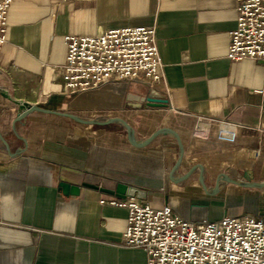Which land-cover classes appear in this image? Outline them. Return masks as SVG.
Here are the masks:
<instances>
[{
  "label": "crops",
  "instance_id": "obj_1",
  "mask_svg": "<svg viewBox=\"0 0 264 264\" xmlns=\"http://www.w3.org/2000/svg\"><path fill=\"white\" fill-rule=\"evenodd\" d=\"M236 2L12 0L0 86L13 98L83 119L120 117L137 141L169 127L184 153L171 170L180 148L169 132L135 146L118 122L89 125L56 112L23 113L0 92V264H147L142 248L122 242L127 208L108 203L129 197L82 186L78 195L63 194L60 182L79 185L86 173L137 187L140 201L168 205L193 225L224 215L264 218V184L235 185L222 176L264 183V62L226 56ZM126 26L154 29L162 78L67 89L64 37ZM150 94L167 103L140 100ZM199 118L213 121L205 137L193 133ZM220 121L234 126V143L216 139ZM252 146L262 151L256 162L245 158Z\"/></svg>",
  "mask_w": 264,
  "mask_h": 264
},
{
  "label": "built area",
  "instance_id": "obj_2",
  "mask_svg": "<svg viewBox=\"0 0 264 264\" xmlns=\"http://www.w3.org/2000/svg\"><path fill=\"white\" fill-rule=\"evenodd\" d=\"M11 2L0 0V51L6 42ZM236 11L227 58L264 62V0H237ZM64 40L67 54L61 73L66 88L72 92L139 75L151 81L162 78V61L152 27L126 26L89 36L66 35ZM212 123V119L199 118L193 133L205 137ZM236 137L231 123H218L217 140L234 143ZM261 155L259 147L245 149L249 161L256 162ZM108 203L127 208L122 242L142 248L148 255L147 264H264V218L224 215L193 225L173 214L168 205L154 208L137 197Z\"/></svg>",
  "mask_w": 264,
  "mask_h": 264
},
{
  "label": "water",
  "instance_id": "obj_3",
  "mask_svg": "<svg viewBox=\"0 0 264 264\" xmlns=\"http://www.w3.org/2000/svg\"><path fill=\"white\" fill-rule=\"evenodd\" d=\"M0 92H2L7 97V99H9L14 104H16L18 107H20L23 110V113H28V112H33V111L44 112V113L56 112V113H59L63 116H66V117H68L74 121H77L79 123H84V124H89V125H97V124L100 125V124H106V123H110V122H118L125 127L126 132H127V138L129 140V142L135 146H144V145L148 144L152 139H154L160 133L169 132L177 139V141L179 143V148H180L178 157H177L174 165L172 166L171 170L175 169L182 161L183 153H184L183 142H182L179 134L174 129H171L169 127H160L157 130L153 131L147 138L137 141L134 137L133 130H132L131 126L124 119H122L120 117L109 116V117L103 118L101 120L83 119L81 117L75 116V115L70 114V113L65 112V111L47 109V108H43V107L36 106V105H30L29 103L15 99L8 93V91L6 89H4L1 86H0ZM140 100L145 101L149 105H165L167 103L165 99L153 97L152 94L148 95L147 97H141ZM197 165L200 168V165L198 163H197ZM184 176H186V174ZM222 176L227 180V182H230V183L235 184V185L260 186V185L264 184L262 182H248V183L240 182V183H237V182L232 181V179L227 177L225 174H223ZM59 186L61 187L64 195H78L79 191H80V187L82 186V187H88V188L96 189V190H99L100 192H103L105 194L120 197V198H125V197L143 198L144 197L143 191L138 189L137 187L127 185L124 183H120V182H117L115 180H112V179H109L106 177H102L99 175H94L91 173H86L83 176L82 181L79 185L78 184H70L68 182H60Z\"/></svg>",
  "mask_w": 264,
  "mask_h": 264
}]
</instances>
